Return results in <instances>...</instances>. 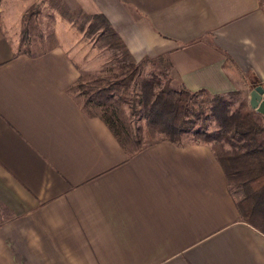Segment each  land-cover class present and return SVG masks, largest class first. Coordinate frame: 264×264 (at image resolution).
I'll list each match as a JSON object with an SVG mask.
<instances>
[{"label": "crops", "instance_id": "0c3cea01", "mask_svg": "<svg viewBox=\"0 0 264 264\" xmlns=\"http://www.w3.org/2000/svg\"><path fill=\"white\" fill-rule=\"evenodd\" d=\"M39 1L0 0V264H264L211 144L128 151L70 92L65 48L15 52L9 32ZM61 2L104 15L172 88L249 104L264 79V0Z\"/></svg>", "mask_w": 264, "mask_h": 264}, {"label": "trees", "instance_id": "16d2710c", "mask_svg": "<svg viewBox=\"0 0 264 264\" xmlns=\"http://www.w3.org/2000/svg\"><path fill=\"white\" fill-rule=\"evenodd\" d=\"M66 12L71 11L66 8ZM35 13L32 7L29 8L23 20L29 21ZM87 18L102 29L105 46L116 48L122 53V57L118 59L116 72L111 74L110 79L105 75L95 77L87 72H80L79 78L69 90L74 93L73 96L81 108L88 115L99 116L126 150H138L148 144L144 130L141 127L134 129L129 125L121 103L112 97L120 88L135 85L148 132L153 135L156 131L164 135L161 139L181 142V135L189 132V128L182 123L181 116L189 112V100L197 92H190L185 87L172 88L168 80L161 86L162 82L156 75H140L142 63L133 59L106 17L93 14ZM44 51L46 50L35 55ZM237 94V91L228 95L208 94L210 113L217 123V129L208 132L203 128L191 133L201 141L211 144L227 184H234L243 190L244 195L236 203L241 220L264 234L263 115L250 108L246 100H240L234 107Z\"/></svg>", "mask_w": 264, "mask_h": 264}, {"label": "rangeland", "instance_id": "374dc122", "mask_svg": "<svg viewBox=\"0 0 264 264\" xmlns=\"http://www.w3.org/2000/svg\"><path fill=\"white\" fill-rule=\"evenodd\" d=\"M31 7L36 12L35 15L33 14V17L26 22L22 19L16 26L17 31L9 32V39L13 43L16 53L35 54L42 50H48L54 44H60L66 49L80 72H87L95 77L105 75L108 79L112 73L116 72L115 68L122 53L116 48L105 46L102 29L87 18L88 14L74 11L67 13L61 0H41L31 4L24 12L23 17ZM156 62L145 61L140 75H156L160 78L161 86H163L166 77ZM135 87V85H131L120 88L113 93L112 97L121 103L129 125L134 129L143 128L145 140L149 144L160 140L164 135L156 131L153 132V135L148 132L146 119L142 115L143 108L136 95L138 89ZM240 100H245L242 93L235 96L233 106H237ZM188 105L190 110L181 116V121L185 127L189 128V132L183 134L193 135L191 133L193 130L200 131L203 128L208 132L217 129V123L210 113V95L201 91L197 92L189 100ZM182 135L181 141L185 139ZM228 187L236 204L244 195L243 190L234 184H229Z\"/></svg>", "mask_w": 264, "mask_h": 264}, {"label": "water", "instance_id": "95a60500", "mask_svg": "<svg viewBox=\"0 0 264 264\" xmlns=\"http://www.w3.org/2000/svg\"><path fill=\"white\" fill-rule=\"evenodd\" d=\"M263 86L256 85L250 92L249 95V106L250 108L256 110L257 112L264 115V98L262 97L263 94Z\"/></svg>", "mask_w": 264, "mask_h": 264}, {"label": "built area", "instance_id": "2783aa9c", "mask_svg": "<svg viewBox=\"0 0 264 264\" xmlns=\"http://www.w3.org/2000/svg\"><path fill=\"white\" fill-rule=\"evenodd\" d=\"M261 85L263 86V89H264V79H263V81H262V84H261ZM262 97L264 98V91H263Z\"/></svg>", "mask_w": 264, "mask_h": 264}]
</instances>
